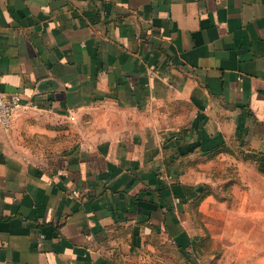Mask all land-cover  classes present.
<instances>
[{
	"label": "crops",
	"instance_id": "0c3cea01",
	"mask_svg": "<svg viewBox=\"0 0 264 264\" xmlns=\"http://www.w3.org/2000/svg\"><path fill=\"white\" fill-rule=\"evenodd\" d=\"M0 264H264V0H0Z\"/></svg>",
	"mask_w": 264,
	"mask_h": 264
},
{
	"label": "built area",
	"instance_id": "2783aa9c",
	"mask_svg": "<svg viewBox=\"0 0 264 264\" xmlns=\"http://www.w3.org/2000/svg\"><path fill=\"white\" fill-rule=\"evenodd\" d=\"M21 108L22 101L18 93L4 94L0 92V126L9 130L13 116Z\"/></svg>",
	"mask_w": 264,
	"mask_h": 264
}]
</instances>
